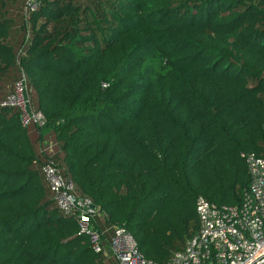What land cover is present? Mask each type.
I'll return each mask as SVG.
<instances>
[{
  "label": "trees",
  "instance_id": "trees-1",
  "mask_svg": "<svg viewBox=\"0 0 264 264\" xmlns=\"http://www.w3.org/2000/svg\"><path fill=\"white\" fill-rule=\"evenodd\" d=\"M27 1L0 0V264H106L55 202L48 135L95 226L165 263L197 198L241 205V151L264 157V0ZM22 73L39 150L6 103Z\"/></svg>",
  "mask_w": 264,
  "mask_h": 264
},
{
  "label": "built area",
  "instance_id": "built-area-1",
  "mask_svg": "<svg viewBox=\"0 0 264 264\" xmlns=\"http://www.w3.org/2000/svg\"><path fill=\"white\" fill-rule=\"evenodd\" d=\"M35 5L36 0H28L26 9ZM6 103L19 109L23 125L44 123L43 113L32 104L31 86L24 73L15 81ZM241 154L250 178L243 203L217 204L199 196L196 232L163 264H264V157L253 151ZM43 172L57 206L73 214L90 246L105 260L113 257L119 264H162L147 259L124 226L114 225L106 237L92 220L96 209L91 200L74 194L72 180L61 175L53 159L45 161Z\"/></svg>",
  "mask_w": 264,
  "mask_h": 264
},
{
  "label": "crops",
  "instance_id": "crops-1",
  "mask_svg": "<svg viewBox=\"0 0 264 264\" xmlns=\"http://www.w3.org/2000/svg\"><path fill=\"white\" fill-rule=\"evenodd\" d=\"M33 122L32 123H30L29 124V129H30V133H31V135H33L34 134V132H33ZM50 139V142H52L51 141V137H47V136H45V138H43V147H44V151L43 152H46V155H48V158L49 157H52V159L55 161H57V155L59 154V148L57 147V144L54 142H52V146H50V143H49V141L44 145V143H45V140H49ZM47 158V159H48ZM46 159V160H47ZM112 231H113V227L112 228H107V229H105V231L103 232L104 233V235L106 236V237H109L110 236V234L112 233Z\"/></svg>",
  "mask_w": 264,
  "mask_h": 264
},
{
  "label": "rangeland",
  "instance_id": "rangeland-1",
  "mask_svg": "<svg viewBox=\"0 0 264 264\" xmlns=\"http://www.w3.org/2000/svg\"><path fill=\"white\" fill-rule=\"evenodd\" d=\"M34 128V127H33ZM35 129V128H34ZM37 134H38V132H37V130L35 129V134H33L31 137L33 138V141L35 142V144H36V148H37V150H39V145H38V143H37V140H36V136H37ZM47 137H51V141L53 142H55V143H57L56 141H55V139H53V136L52 135H48ZM49 141V143H50V139L49 140H47V142ZM53 142V143H54ZM57 147L59 148V146L57 145ZM62 155H63V153H62V151H61V149L59 148V154L57 155V162L58 161H60V162H62ZM43 156V155H42ZM61 169L63 168V166L62 165H60L59 166ZM106 264H119V262L115 259V258H110V259H106Z\"/></svg>",
  "mask_w": 264,
  "mask_h": 264
},
{
  "label": "water",
  "instance_id": "water-1",
  "mask_svg": "<svg viewBox=\"0 0 264 264\" xmlns=\"http://www.w3.org/2000/svg\"><path fill=\"white\" fill-rule=\"evenodd\" d=\"M92 205H94V204H92Z\"/></svg>",
  "mask_w": 264,
  "mask_h": 264
}]
</instances>
